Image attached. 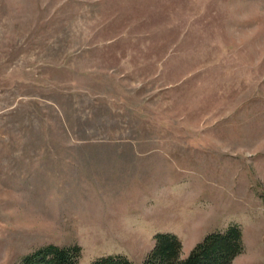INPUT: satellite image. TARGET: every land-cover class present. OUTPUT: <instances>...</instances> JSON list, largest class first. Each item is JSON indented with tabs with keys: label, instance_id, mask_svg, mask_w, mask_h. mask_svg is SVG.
Wrapping results in <instances>:
<instances>
[{
	"label": "rangeland",
	"instance_id": "374dc122",
	"mask_svg": "<svg viewBox=\"0 0 264 264\" xmlns=\"http://www.w3.org/2000/svg\"><path fill=\"white\" fill-rule=\"evenodd\" d=\"M263 196L264 0H0V264L231 224L264 264Z\"/></svg>",
	"mask_w": 264,
	"mask_h": 264
},
{
	"label": "trees",
	"instance_id": "16d2710c",
	"mask_svg": "<svg viewBox=\"0 0 264 264\" xmlns=\"http://www.w3.org/2000/svg\"><path fill=\"white\" fill-rule=\"evenodd\" d=\"M244 249L243 231L239 224L207 234L186 257L182 255L183 242L177 234L158 233L142 264H238L235 259ZM81 256L79 244L50 243L25 255L20 264H80ZM92 264L137 263L126 255L111 254L96 259Z\"/></svg>",
	"mask_w": 264,
	"mask_h": 264
}]
</instances>
